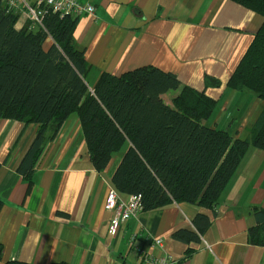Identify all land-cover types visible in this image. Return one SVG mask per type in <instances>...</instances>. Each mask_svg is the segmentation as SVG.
I'll use <instances>...</instances> for the list:
<instances>
[{
    "label": "crops",
    "instance_id": "1",
    "mask_svg": "<svg viewBox=\"0 0 264 264\" xmlns=\"http://www.w3.org/2000/svg\"><path fill=\"white\" fill-rule=\"evenodd\" d=\"M80 1L96 9L95 17L78 15L73 31L89 65L90 90L102 72L119 75L152 65L216 100L204 121L209 127L235 138L246 129L250 135L264 102L227 82L262 24L261 15L231 0ZM26 21L19 14L16 27ZM206 78L219 85L206 87ZM36 129L34 123L0 119V264H140L137 245L170 255L172 264H264V246L250 244L247 233L255 224L252 207L264 208V150L247 148L213 209L172 202L137 213L111 236L112 212L104 209V201L120 153L103 171L95 170L79 119L71 114L45 143L29 186L17 166ZM197 214L210 222L201 233L193 224ZM178 229L191 230L198 239H174ZM155 237L161 247L150 248ZM187 248L191 252L185 255Z\"/></svg>",
    "mask_w": 264,
    "mask_h": 264
},
{
    "label": "trees",
    "instance_id": "2",
    "mask_svg": "<svg viewBox=\"0 0 264 264\" xmlns=\"http://www.w3.org/2000/svg\"><path fill=\"white\" fill-rule=\"evenodd\" d=\"M231 1L258 13L263 22L227 86L248 90L264 102V0ZM18 17L0 0V119L37 125L17 166L29 186L45 143L71 114L79 119L95 170L103 171L120 153L111 185L119 194L139 195L142 211L172 202L213 209L247 148L264 150V104L250 137L235 138L204 124L215 99L152 65L119 75L102 72L90 90L84 50L73 41L77 17L47 12L43 27H31L28 21L17 28ZM210 85L219 81L206 78L205 86ZM172 91L176 94L166 102L163 96ZM252 214L255 224L248 228V242L264 246V208L253 206ZM193 224L201 233L210 222L197 214ZM172 237L185 243L198 239L187 229L173 231ZM190 252L187 248L185 255Z\"/></svg>",
    "mask_w": 264,
    "mask_h": 264
},
{
    "label": "built area",
    "instance_id": "3",
    "mask_svg": "<svg viewBox=\"0 0 264 264\" xmlns=\"http://www.w3.org/2000/svg\"><path fill=\"white\" fill-rule=\"evenodd\" d=\"M8 9H14L19 14L24 15L26 23L30 26L43 27V18L47 12L56 13L59 17L67 15L77 17L80 14H90L96 16L95 6L80 0H35L33 3L28 0H4ZM104 209L112 212V217L108 226V233L115 236L124 221L137 215L143 209L139 195L130 194L126 199L120 197L114 188H109L104 201ZM135 235H131L130 240L134 242ZM161 239L153 238L150 248L161 247ZM136 253L140 264H172L174 260L166 253L157 255L150 249L137 245Z\"/></svg>",
    "mask_w": 264,
    "mask_h": 264
},
{
    "label": "rangeland",
    "instance_id": "4",
    "mask_svg": "<svg viewBox=\"0 0 264 264\" xmlns=\"http://www.w3.org/2000/svg\"><path fill=\"white\" fill-rule=\"evenodd\" d=\"M172 95H173V91H172V92H169V95H168V96L171 97ZM168 96H166V99H168ZM207 122L209 123V121H207ZM208 123H207V124H208ZM204 124H205V123H204ZM207 124H206V125H207ZM241 137H242V138H247V137L249 138V137H250V135H249V130L246 129V131L244 132V134H243Z\"/></svg>",
    "mask_w": 264,
    "mask_h": 264
}]
</instances>
